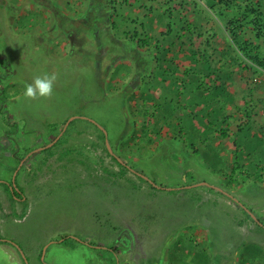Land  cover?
I'll list each match as a JSON object with an SVG mask.
<instances>
[{
    "label": "rangeland",
    "instance_id": "1",
    "mask_svg": "<svg viewBox=\"0 0 264 264\" xmlns=\"http://www.w3.org/2000/svg\"><path fill=\"white\" fill-rule=\"evenodd\" d=\"M207 2L0 0V264H189L203 241L198 264H264V73L224 32L258 6L264 53V0Z\"/></svg>",
    "mask_w": 264,
    "mask_h": 264
},
{
    "label": "trees",
    "instance_id": "2",
    "mask_svg": "<svg viewBox=\"0 0 264 264\" xmlns=\"http://www.w3.org/2000/svg\"><path fill=\"white\" fill-rule=\"evenodd\" d=\"M234 1V0H233ZM123 2L126 4L129 2V0H123ZM208 5L212 6L214 4L213 0H208ZM258 6L256 7H247L245 8V10H240L237 11L235 13V15H233L230 19H228L225 24H224V32L226 33V35L229 37L231 44L235 47V49L239 52V54L241 55V59L244 62H249L250 65L252 67H254L257 70H260L264 73V53L261 52L260 48L256 45H254L253 43H249L246 40L243 39L242 35H241V29L243 27V23L246 22V20L251 16L252 14V19L251 22L254 25L255 29H256V37H260L262 36V29H263V21H262V14L258 12ZM112 26H114V24L112 23ZM170 31V26L167 25V31L165 33H161V35H166L169 34ZM137 36V33H134V37ZM137 42L140 43L143 46H147V41L145 39H137ZM2 59H0L1 61ZM100 130V129H99ZM238 131H241V128H238ZM221 132V136L226 137V132L225 131H220ZM101 135H102V139H106V137L104 136L103 132L101 131ZM54 147V145L52 146ZM51 147V148H52ZM51 148H47L44 149L43 151H50ZM106 154L113 160L115 161V163L117 164V166L119 167V173L120 175L124 174L126 171L130 170V168L126 165V164H122L120 162L117 161V159L111 155L108 150L106 148H104ZM234 159L236 161L237 156L236 154L234 155ZM138 178L147 183L149 186L154 187V185L150 184L148 181L142 179L141 177L138 176ZM4 184L5 189L8 191V193L11 196V199H13L14 197H17L18 195V191H16V188H12L11 189V184ZM16 189V190H15ZM212 189V188H211ZM226 195V194H225ZM229 198L230 196L227 195ZM231 199H233L231 197ZM245 212V211H244ZM245 216L251 220V217L249 216L248 213L245 212ZM258 224V227L261 228V226H263L262 224L259 223V221L256 222ZM0 240H3L0 237ZM64 240H66L64 238ZM4 241V240H3ZM7 242V241H4ZM91 248L95 249V250H107L111 253L112 259L111 260H115V255L114 252L111 248H99V247H94L93 245H90ZM247 251L250 252V256L254 257L255 256V250H253V248L247 247L246 246ZM255 249V248H254ZM110 256V257H111ZM196 261H199L197 259V257H195ZM194 260V261H195ZM196 263V262H195ZM198 264V263H196Z\"/></svg>",
    "mask_w": 264,
    "mask_h": 264
},
{
    "label": "crops",
    "instance_id": "3",
    "mask_svg": "<svg viewBox=\"0 0 264 264\" xmlns=\"http://www.w3.org/2000/svg\"><path fill=\"white\" fill-rule=\"evenodd\" d=\"M17 171V169L14 171V173H13V176H12V181L10 182V183H7V184H11V189L14 187V188H16L17 190H20L19 189V187H18V185H17V181H16V172ZM20 192V191H19ZM253 220V219H252ZM185 225H187L188 226V224H185ZM189 226H191V225H189ZM203 233H200L198 236H194L195 238H203ZM191 238H193V237H191ZM177 243L178 242H175L174 243V245H173V249H172V253H174L175 252V250L176 251H178V250H180V249H183V247L185 246V245H187V241L185 240L184 241V239H183V241L182 242H180L181 244H180V246L179 245H177ZM185 247H187V246H185ZM17 249V248H16ZM175 249V250H174ZM191 251H192V253H181V255H183V257H185V259H187V262L189 263V264H191L194 260H195V257H197V259L199 260L200 259V257H206V258H214V256L216 257V253H215V250H211V248H209V247H207L206 246V243H205V241H203V242H201V244L198 246L196 243L191 247ZM196 251V252H195ZM18 252H20L19 250H18ZM20 254V253H19ZM220 256H221V254H219ZM239 256V254H238V252L236 253V257H238ZM248 256V255H247ZM196 261V260H195ZM197 262H199V261H197ZM42 264H44V263H42ZM192 264H196L195 262H193Z\"/></svg>",
    "mask_w": 264,
    "mask_h": 264
},
{
    "label": "clouds",
    "instance_id": "4",
    "mask_svg": "<svg viewBox=\"0 0 264 264\" xmlns=\"http://www.w3.org/2000/svg\"><path fill=\"white\" fill-rule=\"evenodd\" d=\"M55 79H56L55 76H49V75H45L43 77H36L32 83L26 84L24 90V96L26 98H35L37 96L39 97L50 96L53 92Z\"/></svg>",
    "mask_w": 264,
    "mask_h": 264
},
{
    "label": "water",
    "instance_id": "5",
    "mask_svg": "<svg viewBox=\"0 0 264 264\" xmlns=\"http://www.w3.org/2000/svg\"><path fill=\"white\" fill-rule=\"evenodd\" d=\"M75 118H78V117H69V118L67 119V121H66V123H65V125H64V127H63V129H62V131H61L60 134H62V133L66 130V128H67V126L69 125V123H70L71 121H73ZM80 118H84V119H85V117H80ZM87 120H89L91 123L95 124V125H96V126H97V127L103 132L104 136L106 137L107 133H106L105 129H104L102 126L96 124L95 121H93V120H91V119H87ZM57 139H58V138H56L54 141H52L51 143H49L48 145H46V146L44 147V149L51 148V147L54 145V143L57 141ZM105 145H106V148H107L108 152H109L111 155H113L112 152H111V150H110L109 143H108V141H107L106 139H105ZM41 149H43V148H39V150H41ZM113 156H114V155H113ZM26 157H27V156H26ZM114 157H115V156H114ZM115 158L117 159L118 162H120V163L123 164V162H121V160H120L119 158H117V157H115ZM22 162H23V160L20 161V164H21ZM130 170H131V169H130ZM131 171L134 172L137 176L141 177L142 179L148 181L150 184L155 185L150 179H148V178H147L146 176H144L143 174L138 173V172H135V171H133V170H131ZM202 185H205V186H208V187H210V188H212V189H216V190H218L217 188L213 187L212 185H208V184H206V183H202ZM244 211H245L246 213L249 214V216L251 217V219H253L254 221L257 222L256 217L254 216V214H253L251 211H249V210L246 209V208H244ZM19 251H20V250H19ZM22 256H23V255H22Z\"/></svg>",
    "mask_w": 264,
    "mask_h": 264
},
{
    "label": "flooded vegetation",
    "instance_id": "6",
    "mask_svg": "<svg viewBox=\"0 0 264 264\" xmlns=\"http://www.w3.org/2000/svg\"><path fill=\"white\" fill-rule=\"evenodd\" d=\"M14 188V187H13ZM20 193V192H19ZM20 196H21V194H20ZM20 196H19V198L17 199V200H20Z\"/></svg>",
    "mask_w": 264,
    "mask_h": 264
}]
</instances>
